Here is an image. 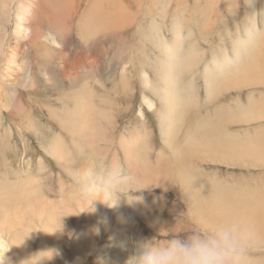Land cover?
<instances>
[{
	"label": "rangeland",
	"instance_id": "374dc122",
	"mask_svg": "<svg viewBox=\"0 0 264 264\" xmlns=\"http://www.w3.org/2000/svg\"><path fill=\"white\" fill-rule=\"evenodd\" d=\"M18 1L9 4L2 27L4 51L13 46L14 7ZM85 2L81 17L70 21L66 39L56 32L58 44L53 48L63 54L62 71L58 69L54 77L51 74L48 84L43 71L38 72L36 89L30 90L27 60L31 62L33 52L29 50L23 77L8 97L11 102L0 109L2 137L7 132L4 128L11 134L18 127L20 117L29 121L20 139L13 144L0 143V151H5L0 187L4 176L12 182L18 174L20 203L29 202L33 193V187L26 183L29 177L38 178L40 191L47 189L50 196L64 192L74 196L81 189V164H91L97 178L98 174L109 173L114 165L117 182L133 173L128 181H122L121 188H109L113 199H118L117 205L131 203L138 211L130 216L133 210L127 209L132 223L125 228V251L129 250V255L140 241L159 242L169 232L187 236L217 222L244 221L255 228L249 251L252 264H264V0ZM110 10L116 12L113 28L105 25L111 21ZM84 20L87 26L82 30L79 24ZM174 23L181 37L178 52L183 61L175 78L183 104L181 113L167 123L166 110L157 95L162 86L163 50L149 39L153 38L152 27L158 26L161 40L170 44ZM96 32L101 38L99 45L93 42ZM247 32L257 39L253 37L248 53L240 55L239 42L247 43ZM109 33L115 35L102 38ZM223 53L231 64L227 68L222 64ZM80 61L88 67L83 82ZM76 77L79 83L73 85L69 80ZM146 80L151 89L144 85ZM81 88L91 95L94 114L90 120L99 126L96 129L91 124L97 138L90 145L77 143L66 133L74 129L70 113ZM17 100L21 107L14 112ZM145 101H151V109ZM54 136L60 138L64 154L72 157L66 168L52 155L50 142ZM131 139H136L131 149L135 168H131L134 163L129 164L131 156L125 154L123 146ZM29 155H34L32 160ZM71 203L72 210L67 214L57 209L52 229L35 218L23 225L32 229V235L21 232L22 243H8L15 250L29 249L31 258L12 259L15 264H44L40 256L53 260L48 264H124L123 244L113 227L103 228L97 223L96 229H91L94 235L85 234L87 238L104 237L101 244L91 241L98 248L95 258L74 248L72 241L84 229H72L69 216L82 220L100 201L95 198L86 204L81 200L83 211L75 210L76 201ZM72 230H77L76 236L67 241ZM4 236L7 242L12 235ZM57 243L61 248L53 253L50 247ZM103 248L111 250H100Z\"/></svg>",
	"mask_w": 264,
	"mask_h": 264
},
{
	"label": "bare ground",
	"instance_id": "6f19581e",
	"mask_svg": "<svg viewBox=\"0 0 264 264\" xmlns=\"http://www.w3.org/2000/svg\"><path fill=\"white\" fill-rule=\"evenodd\" d=\"M11 1L12 0H0V109H6L8 107L9 102H11V100L8 101V97L12 95V91L14 90L16 83L17 85L19 84V78L23 77V73H24L23 70L26 66L25 56L29 50L33 52V56L31 57V62L28 63L27 60V67H28L27 85L30 90H34L36 83H38V79L36 76L38 72L40 73L41 71H43L45 82H47L48 84L50 81L52 82L50 78L51 74L54 77L56 76V73L59 72L58 69L62 71L61 64L62 61L64 60L63 54L62 53L61 55L57 54L56 50H54L53 48L56 47L55 45L58 44L56 38V35L58 33L56 34V32H60L62 34V38L64 36V40L66 39L65 37L69 32L68 25L70 23L72 15L75 12V9L82 6L87 0H49V2H46L45 0L44 1L19 0L14 7L13 33H12L13 46H11L10 50L4 51L3 40H2L4 38V35L2 34L3 33L2 27L3 25L6 24V13L8 11V7ZM46 5L51 6L52 10H50ZM92 23L95 25L94 21H92ZM31 26H33V30ZM246 36H247L246 37L247 43L242 42L240 46V47H244L242 55L248 53L249 41H251L253 37L257 39V35L255 36L250 32H247ZM94 38L95 39L93 40V42L98 41V43L97 42L96 43L99 45V40L101 38L97 37V32ZM58 40L60 41V39ZM14 42L16 44H14ZM65 45H67L66 42ZM79 66H80V71L82 72L80 75L81 76L80 81L83 82L84 77L87 75L88 67H86L82 61L79 62ZM34 67L36 68L33 69ZM78 80L79 78L76 77L73 80H69V81H72V84L75 85L79 83ZM45 86L47 87L48 85ZM86 88H81L79 90L78 92L79 96H77L75 98V101L73 102L74 105L73 108L75 110L73 109L72 112L70 113V118L73 117L74 129L72 131L69 130L68 128L67 129L69 130L68 133L69 135H71L73 140H80L82 138V135L86 134L87 132H88L87 134L88 136L89 131L91 129L90 128L91 124L95 123V122L93 123V121L90 120V117L94 114V111L92 108V101L90 102L91 95L89 94ZM20 107L21 105L19 101L15 102L14 112L16 110H19ZM19 123L20 124L18 125V127L15 126L16 133L14 132L15 131L14 128L12 129L14 131L11 134H10V130H7L8 129L7 127H6L7 129L6 128L3 129L4 131L7 132L6 133L3 132L4 137H2L3 135L0 136V143L2 144L4 142L12 143V141H15L16 138L20 139V136L23 131V126L29 124V121L26 117L22 116L19 118ZM58 136L52 137L51 141L60 144L61 142ZM15 146L17 145L14 144V147ZM4 153H5L4 150L0 151V157L2 160L0 163V167L3 166ZM59 161L63 162L62 154H59ZM3 173L4 172L1 171L0 175H2ZM11 179L14 180L10 182L7 179V177L4 176L0 187L1 189L0 264H15V262L12 261V259L31 258V252L29 251V249L15 250L14 246L8 243V242L22 243L23 240L21 237H19V233L21 232L25 235H32V229L23 228V225L26 222L31 221L35 218L39 221H43L44 222L43 226L49 229H52L55 226V222H56L53 214L54 213L53 209L55 210V207L53 205L54 203L53 196L51 195L50 198L47 189L41 192L39 188V183L33 182L28 178L26 183L28 185L33 186L35 196L34 197L31 196L29 202L27 203H20L18 197V191L20 188L19 175L15 174ZM95 191H97V186H95ZM64 197H65L64 194L57 195L56 200H62L64 199ZM114 223L115 226H112L114 232L118 234L119 240L123 244L122 250L124 252L121 253V259L123 260V263L126 264V260L130 256L129 250L125 251L126 232H127V229L125 228L128 225V223L125 221L123 215L119 213L115 214ZM72 231H75V233L77 232V230H72ZM4 234H11L12 235L10 237L11 239L7 240L6 242V240L4 239L5 238ZM69 235L71 237L67 238V241H72L73 237L76 236V234H73L72 232H70ZM84 241H85V237L83 236V232L80 231L75 241H72L74 243L73 246L75 249L81 250L82 252L87 251V254H89L88 253L89 245L84 243ZM102 242H104V239H102V241L98 244H101ZM50 248H52L53 253H56L61 248V243H57L51 246ZM94 249H98V248H94ZM100 250L110 251L111 249L103 248ZM92 256L93 258H95L94 254ZM52 258H54V256H52ZM40 259H41V263L44 264L53 262V260H47V258H45L44 256H40ZM70 264H79V262L73 261ZM112 264H121V262H112Z\"/></svg>",
	"mask_w": 264,
	"mask_h": 264
},
{
	"label": "crops",
	"instance_id": "0c3cea01",
	"mask_svg": "<svg viewBox=\"0 0 264 264\" xmlns=\"http://www.w3.org/2000/svg\"><path fill=\"white\" fill-rule=\"evenodd\" d=\"M86 4V2H85ZM95 10H97L96 5L94 6ZM80 9L81 6L77 9H75L74 14L71 17L72 19H75L76 17H81L82 14H80ZM82 10V9H81ZM85 11V9H84ZM100 11V10H99ZM111 21H106L105 25H109V26H114V22H112L115 18H116V12L115 11H111L110 10V17ZM70 20V21H71ZM92 21H94V17L92 19ZM101 24L103 25V22H101ZM97 25V24H96ZM95 25V26H96ZM79 26L81 27V29L83 30L86 26H87V22L84 20L83 23L79 24ZM178 24L174 23L173 24V39L171 41L170 44H168L166 41H162L161 38L163 39L162 35H159V29L158 26H153L152 30H153V34L152 37L150 38L149 41L154 45V43L157 45V47H160L164 56V62L162 63V74H161V83L162 86L161 88L157 91V95L159 96V99L162 101L163 104V108L166 110V115H167V119L165 120L167 123H171L173 121V119H175L179 113H181V106L183 104V95L180 92L178 86L176 85V76H177V71L182 63V57L180 56V52H178L179 47L181 45V37L179 36V32L177 29ZM94 28V27H93ZM70 27H68V31H69ZM97 31V30H96ZM114 31V30H111ZM110 31V32H111ZM108 33V32H107ZM115 34L114 33H109L107 36H103L102 38H112ZM154 37H156V39H154ZM161 37V38H160ZM101 42V39L99 40V44ZM242 42H239V46H241ZM243 49L244 47H241V55L243 53ZM222 64L224 65V68H227V66H230L231 64L226 60L224 53L222 54ZM144 85L146 86L147 89H151L150 87V83L148 80L145 81ZM182 97V98H181ZM146 106L148 109L152 108V103L151 101H145ZM166 123V124H167ZM96 129H99L98 124L95 122L94 123ZM90 131H89V135H82V138L80 140H73L77 143H82L83 145H90L92 143H94L96 141L97 135H96V131L90 127ZM68 135L69 133L66 132ZM71 137V135H69ZM129 143L126 142H122L123 146H124V152L127 156H131V159H129V164H133L135 162V158H134V154L131 153V149L133 148V146L136 143V139H131L130 141H128ZM50 144L52 145V155L55 157L56 161H58L60 164H62L64 166V168L67 167V162H70L72 158L71 156H69L68 153L64 154V148L63 145L60 143H54V142H50ZM56 145L59 146V148L56 147ZM59 154L63 155V162L59 161ZM34 155H29V160L33 159ZM126 156V157H127ZM91 165V164H90ZM90 165H86V164H81L80 168H79V172L82 176V181H81V189L78 190V193H75L74 196L72 193H60V194H64L65 197L62 200H56V196L60 195L59 193H57L56 195H52L53 196V205L55 207L54 211V217H56V213H57V209H60V211H63L64 213H69L72 210V204L71 201H76V206L74 207L75 210H79V211H83L82 209V205H81V200L83 202H85L86 204H88L92 199H98L100 201V205H97L93 208L92 211H89L87 214H85V216L82 218V220H77L76 218L74 219L72 216H69L72 222V229H84L83 232V236L85 237V241L84 243H86L87 245H89L88 248V253L89 254H95L97 252V249L93 248V244L91 243V241H96L99 240V243L102 241V239L104 238H99V239H94L93 238H87V236L85 234L91 232V229H96V224L100 223L101 227L103 228H111L112 226H115L114 223V216L115 214L119 213L122 214L125 221L129 224V226L132 225L131 222H129L128 219V215H127V209H131L133 210V214L130 216H134V214L137 211L136 208H133L130 206L131 203L127 204L126 206L123 207V205H117L115 207H110L105 203L104 197H106L110 202L114 203L115 200L113 199V197L111 196V194H109V188H121V183L122 181L126 182L130 179V176L132 177L133 173L131 171V173H129V175L123 179L120 182H117L118 178H116L117 174L115 173V169H114V165L112 166L111 170L109 171V173H104L105 175L102 176L100 174H98V176H100V178H97V176H95V173L92 171L91 166ZM136 163H134L132 165L131 168H135ZM131 170V169H130ZM129 177V178H128ZM29 179L33 182H37L40 185V181L39 179L35 178H31L29 177ZM14 180V179H13ZM19 182H20V177H19ZM95 186H97V191H95ZM33 187V186H32ZM32 197H34V188H33V193L31 195ZM51 198V196H50ZM35 202V200H34ZM102 215V216H101ZM56 221V218H54ZM208 221V220H207ZM72 233L74 234L75 231H72ZM94 235V234H92Z\"/></svg>",
	"mask_w": 264,
	"mask_h": 264
},
{
	"label": "clouds",
	"instance_id": "9594fccd",
	"mask_svg": "<svg viewBox=\"0 0 264 264\" xmlns=\"http://www.w3.org/2000/svg\"><path fill=\"white\" fill-rule=\"evenodd\" d=\"M104 200L110 207L118 202ZM254 237L255 228L248 222L221 221L187 236L169 232L159 242L142 240L126 264H252L249 251Z\"/></svg>",
	"mask_w": 264,
	"mask_h": 264
}]
</instances>
